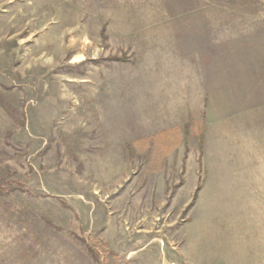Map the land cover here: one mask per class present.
I'll use <instances>...</instances> for the list:
<instances>
[{"label": "rangeland", "instance_id": "374dc122", "mask_svg": "<svg viewBox=\"0 0 264 264\" xmlns=\"http://www.w3.org/2000/svg\"><path fill=\"white\" fill-rule=\"evenodd\" d=\"M247 110L264 0H0V264H264Z\"/></svg>", "mask_w": 264, "mask_h": 264}, {"label": "crops", "instance_id": "0c3cea01", "mask_svg": "<svg viewBox=\"0 0 264 264\" xmlns=\"http://www.w3.org/2000/svg\"><path fill=\"white\" fill-rule=\"evenodd\" d=\"M250 86L251 85L247 80L245 81L243 89H241L242 86L240 84L233 85L231 87L237 91H240L247 90ZM229 91L232 92V88ZM250 111L253 110L242 111L239 113V115H237L238 119L234 117V120L230 119L228 121L222 120L210 123L209 133L213 135V137L216 139V142L214 147H210L208 145L207 148L208 152L214 150L215 154H213L211 157L216 159L220 158L224 161L229 159L225 162L227 164L230 163L242 165L244 160H246L252 166V180L254 182H259L264 176V122L261 120L263 117L259 115V111H255L254 115ZM244 115L252 116V119L246 122V124L241 122V119ZM254 116L257 117L255 118ZM207 128L208 124L206 123V129ZM226 140H229V142ZM204 144H206L205 140ZM233 144H236V149L234 148L236 152L232 150ZM244 147H246L247 150H245ZM206 153L207 151L205 152L204 150L203 158L206 156ZM198 157H201L200 153ZM225 170L226 168L224 167L221 169L222 176L224 173H226Z\"/></svg>", "mask_w": 264, "mask_h": 264}]
</instances>
